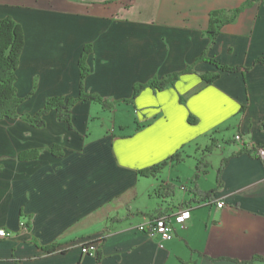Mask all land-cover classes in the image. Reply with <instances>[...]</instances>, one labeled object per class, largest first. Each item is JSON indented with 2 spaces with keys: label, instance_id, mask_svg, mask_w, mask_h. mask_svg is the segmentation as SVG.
Returning <instances> with one entry per match:
<instances>
[{
  "label": "crops",
  "instance_id": "crops-1",
  "mask_svg": "<svg viewBox=\"0 0 264 264\" xmlns=\"http://www.w3.org/2000/svg\"><path fill=\"white\" fill-rule=\"evenodd\" d=\"M243 1L0 0V18L16 19L25 31L16 71L18 94L26 98L21 114H35L48 97L79 94V57L87 45L84 88L111 101L130 98L138 82L182 72L164 89L139 92L134 105L140 119L130 131L122 127L89 139L86 123L95 101L75 104L73 128L55 111L41 128L18 117L0 120V229L13 232L0 238V264H264L253 260L264 256V159L257 150L241 151L231 142L219 167L210 171L205 158L206 173L193 182L201 141L219 143L216 132L226 122L245 142L264 147V64H253L264 55V1L227 24L208 50L220 64L249 71L221 72L204 60L185 70L207 50L210 12ZM210 72L220 75L207 83L202 75ZM54 145L62 146L61 155L52 154ZM32 149L39 151L36 158H19ZM178 151L184 159L164 169L194 157V174L187 181L181 175L161 180L174 185V197L155 196L157 181L149 200L143 195L139 201L140 180L149 177L138 170ZM195 185L214 189L212 201L195 202ZM181 207L192 213L188 228L177 226L173 239L138 229ZM97 234L105 238L100 263L79 246ZM51 244L57 249L47 252Z\"/></svg>",
  "mask_w": 264,
  "mask_h": 264
},
{
  "label": "trees",
  "instance_id": "trees-1",
  "mask_svg": "<svg viewBox=\"0 0 264 264\" xmlns=\"http://www.w3.org/2000/svg\"><path fill=\"white\" fill-rule=\"evenodd\" d=\"M264 0H244L238 7L232 8H216L213 9L209 14V21H208V28L206 29L205 33L208 36L210 42L208 44L207 50L204 51L197 59L194 60V63L191 65H187L185 70H190L193 67L195 62L204 60L207 61L214 66L217 67L219 71L225 72H246L249 71L251 68L250 66H239V65H227V64H220L217 58L214 56H210L208 54V50L215 44L217 37L219 36L221 30L230 23H234L238 20L239 15L243 11H245L249 7H254L258 3ZM25 44V31L21 25V22L17 21L16 19L10 16H4L0 18V120L5 119H13V118H20L34 127L41 128L46 125L45 116L51 111H55L57 114V119L59 121H64L70 128H73V108L77 102L83 101H96L100 103L104 107H114V104L118 101H126L132 102L139 94L141 90L146 87H153L157 90L164 89L169 83H173L174 80L178 78V75L181 74V71L172 72L166 74L162 77L154 76L147 82H138L135 84L132 94L130 98H122L120 100L111 101L110 99L101 96L99 94L88 92L85 90V79L90 71V67L87 63V56H89L91 52V48L89 45L85 46L83 54L79 57V67L80 71V90L77 96L73 97H65L63 95H56L52 97H48L46 101H44L42 107L34 114V113H23L21 114L19 109L21 104L26 99L24 97H20L18 94V90L16 87L17 84V69L20 64V56L23 53ZM260 63L264 64V55L260 56L259 58L254 61L253 64ZM219 72H210L205 73L202 75L204 80L207 83H212L218 76ZM196 120L195 117H190L189 122H194ZM264 124V123H263ZM238 143L234 140V137L227 140V143ZM220 147V143L217 142V139L212 137L210 143L207 144L201 152V156L198 157L197 165L195 167L196 172L193 178V182L200 175V171L206 173V167L209 166V163L205 161V155L210 153L214 150L215 147ZM241 151H247L246 145H241ZM62 146L54 145L51 147L50 151L54 155H61L62 154ZM39 154L38 150H28L21 152L19 154V158L21 159H28V158H36ZM184 159V156H181V153L178 151L172 157L158 163L138 170L139 175L141 177H151L159 176L160 172L164 169L165 166L168 165L169 162L174 164L180 163ZM226 159L222 160V167L219 168L218 173L220 174L223 168V164H225ZM190 192H192L195 197V202H203L208 203L212 201L214 198V189L211 190H201L197 185L190 188ZM175 194V187L173 184L165 183L161 181L158 187L154 190V195L159 198H171L174 197ZM156 216V215H155ZM125 217L122 218H112V219H119L124 220ZM154 217V216H153ZM107 232L110 230L106 228ZM105 240L104 236L99 239V241ZM47 252H54L57 249L56 244H51L44 246ZM96 260L100 263V256L101 252L98 249ZM253 260L264 261V256H260L257 254L253 257ZM239 264H243L244 262L238 261ZM15 264H20L19 262H15Z\"/></svg>",
  "mask_w": 264,
  "mask_h": 264
},
{
  "label": "rangeland",
  "instance_id": "rangeland-1",
  "mask_svg": "<svg viewBox=\"0 0 264 264\" xmlns=\"http://www.w3.org/2000/svg\"><path fill=\"white\" fill-rule=\"evenodd\" d=\"M258 7L259 6H257V9H264V3L261 5V7ZM254 9H256V6L254 7ZM134 103V101L128 103H126V101H118L114 104L113 108L104 107L96 101L91 103V117L86 123V127L88 129L87 135L89 139H96L106 133H111V131L120 133L124 131L121 129L122 127H124V129L127 131L135 129L140 119V109L139 107H136ZM229 122L231 123L232 121ZM229 122H226L222 125L224 127L221 129L220 132H216L217 136L219 137L218 141L221 144V147L216 146L212 152L207 153L205 155V158L210 162V171L219 167L222 156L226 154V152H229L232 148L231 143H227V140L231 139V137H235L237 130L232 124L227 125ZM202 141L201 143L202 145H204V148L206 146V138H204ZM193 150L195 151V149ZM191 154L193 153L191 152ZM195 162V158L191 157L190 159H188L187 161L185 160L183 163H181L175 168L166 167L163 172H160L157 178L155 176H151L146 179H141L139 185V201L143 198V195L146 196L145 200H149L148 196L150 193L153 192V189L151 188V183L153 182L161 181L162 179H167L171 176L177 177V175H181L182 181H187L188 177L194 174V167L196 165ZM148 190L149 192H147ZM152 199H155L154 196H152ZM145 200H143L142 202H144ZM102 235L104 234H97V236L93 235L91 236L93 238L89 237L85 240L100 239ZM85 240H82L79 243V246Z\"/></svg>",
  "mask_w": 264,
  "mask_h": 264
},
{
  "label": "built area",
  "instance_id": "built-area-1",
  "mask_svg": "<svg viewBox=\"0 0 264 264\" xmlns=\"http://www.w3.org/2000/svg\"><path fill=\"white\" fill-rule=\"evenodd\" d=\"M243 135L238 133L235 135L234 140L241 145H246L248 148H253L257 150V154L264 159V147L255 143L245 142ZM225 202L223 200L217 201V206L219 208L223 207ZM191 208L181 207L179 210L172 214H160L152 216L147 221L141 223L138 229L149 234L158 235L161 240H171L175 236V228L180 226L182 228H188V220L191 217ZM26 222L22 221L21 226H25ZM13 235V232L5 228L0 229V238H8ZM99 239H88L80 244L81 250L85 254H90L91 256H97L99 249Z\"/></svg>",
  "mask_w": 264,
  "mask_h": 264
}]
</instances>
